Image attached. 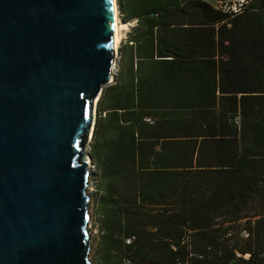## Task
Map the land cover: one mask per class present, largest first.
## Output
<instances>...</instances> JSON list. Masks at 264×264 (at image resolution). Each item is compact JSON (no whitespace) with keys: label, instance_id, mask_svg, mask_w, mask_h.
<instances>
[{"label":"trees","instance_id":"16d2710c","mask_svg":"<svg viewBox=\"0 0 264 264\" xmlns=\"http://www.w3.org/2000/svg\"><path fill=\"white\" fill-rule=\"evenodd\" d=\"M118 6L136 26L91 146L102 264H264V0Z\"/></svg>","mask_w":264,"mask_h":264},{"label":"water","instance_id":"95a60500","mask_svg":"<svg viewBox=\"0 0 264 264\" xmlns=\"http://www.w3.org/2000/svg\"><path fill=\"white\" fill-rule=\"evenodd\" d=\"M114 2L0 0V264H92L88 149L115 76Z\"/></svg>","mask_w":264,"mask_h":264},{"label":"rangeland","instance_id":"374dc122","mask_svg":"<svg viewBox=\"0 0 264 264\" xmlns=\"http://www.w3.org/2000/svg\"><path fill=\"white\" fill-rule=\"evenodd\" d=\"M209 3H211L213 6H215L216 8L219 9V4L217 2H215L214 0H206ZM228 2H234L235 0H226ZM250 1V0H249ZM117 8H118V17H119V22L121 23L122 26V30H121V42L118 46V52H117V67L115 70V76L113 78V81L111 82L110 85H114L116 83V79H117V75L120 71V49L121 47L128 42L129 38H130V33H132L133 31V27L136 26L135 22H124L123 20V16L119 11V6H118V0H117ZM106 88H104L103 93L101 94V97L103 96L104 92H105ZM100 97V99H101ZM99 99V101H100ZM99 101L97 102V105L95 107V120L97 122V119L99 118ZM96 127V124H95ZM95 131V129H94ZM93 143V140H92ZM92 143L88 149V153L91 156V146ZM90 191H91V209H90V214H91V220H90V226H91V247H92V251H91V261L92 264H102V258H101V254H99L97 252V247H98V243L100 240V231H99V214L97 211V207H96V203L99 200V196H100V191L98 189V177H97V171H96V167H95V163L94 161L92 162V168H91V175H90ZM260 209V205L257 201L253 202L250 207L249 210L247 211V215H254L258 210ZM249 220L248 219H243L240 223L241 227L246 226L245 223H247ZM239 226V228H240Z\"/></svg>","mask_w":264,"mask_h":264},{"label":"built area","instance_id":"2783aa9c","mask_svg":"<svg viewBox=\"0 0 264 264\" xmlns=\"http://www.w3.org/2000/svg\"><path fill=\"white\" fill-rule=\"evenodd\" d=\"M249 0H235L234 2L221 1L217 2L219 4V9L223 12L230 14L231 16L237 15L242 12L244 6L248 3ZM241 238L246 239L249 237V233L246 229L241 230ZM238 257H241L240 253H237ZM246 259L249 258V254L244 256Z\"/></svg>","mask_w":264,"mask_h":264},{"label":"bare ground","instance_id":"6f19581e","mask_svg":"<svg viewBox=\"0 0 264 264\" xmlns=\"http://www.w3.org/2000/svg\"><path fill=\"white\" fill-rule=\"evenodd\" d=\"M115 26H116V31H115V45H116V50L118 49V46L121 42V30H122V26H121V23L119 22V17H118V8H117V4H116V0H115ZM117 67V61H116V65ZM116 67H115V70H116ZM114 75H115V71H114ZM113 78L114 76L112 77V81H113ZM97 104V102H96ZM90 162V165L92 164V161H89ZM91 168H92V165H91ZM90 191V189H89ZM90 194H91V191H90Z\"/></svg>","mask_w":264,"mask_h":264},{"label":"crops","instance_id":"0c3cea01","mask_svg":"<svg viewBox=\"0 0 264 264\" xmlns=\"http://www.w3.org/2000/svg\"><path fill=\"white\" fill-rule=\"evenodd\" d=\"M215 2H217L216 0H214Z\"/></svg>","mask_w":264,"mask_h":264}]
</instances>
